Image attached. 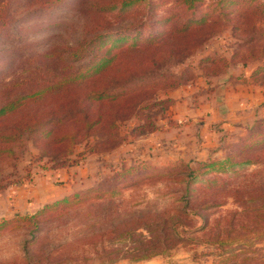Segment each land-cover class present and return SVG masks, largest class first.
Listing matches in <instances>:
<instances>
[{"label":"rangeland","instance_id":"374dc122","mask_svg":"<svg viewBox=\"0 0 264 264\" xmlns=\"http://www.w3.org/2000/svg\"><path fill=\"white\" fill-rule=\"evenodd\" d=\"M92 2L93 0H0V94L8 96L11 91L9 84L21 81L25 77L49 80L58 79L59 73L64 70L66 74L69 73V66L76 64V60L69 56V48L77 47L81 41L95 34L110 33L108 38L103 39L100 51L111 46L112 40L117 37L114 35L115 32L120 31L128 38L117 42V46L127 43L140 44L145 39L155 40L157 35L169 30L170 25H167V22H159L163 17H172L175 20L180 16L173 5L174 0H153L152 8L149 10L147 7H138L120 12H98L89 9ZM218 2L219 0H205L202 12L208 11V4L213 9ZM253 4L255 2L248 4L230 2L223 7L226 15L219 17L216 11L209 17L211 20L217 19V32L174 68L173 74L178 78L181 75L180 81L183 82L178 87L190 81L203 82L201 81L204 78L203 74L222 70L232 55L235 56L232 62L241 59L245 50L244 42L257 34L250 33V30L237 31L235 28L245 20L246 24L254 20L249 13L253 11ZM255 26L264 28V25L259 23ZM86 53L88 54V51ZM78 61L83 63L85 60ZM258 79L264 82V75ZM166 87H157L154 95L156 100L171 99L169 93L172 88ZM172 100L169 104L138 112L120 123L117 131L119 144L115 148L97 146L100 141L96 137H90L75 145L72 153L66 157L64 166L67 164L69 166V162H77L74 165L78 167L82 165L88 174L87 180L81 183L74 194L92 190L102 192L114 185L119 187L118 193L115 196L107 195L101 201L93 200L98 193H90L82 206L72 208H69V203L59 204L54 212L49 214L48 220L40 224L32 234L27 232V227L19 223L3 227L0 229V264H25L27 261H32L31 264L48 262L69 264V251L71 254H78V241L86 230H82L84 225L98 224L106 227L121 222L130 223L133 220V227H143L145 224L150 226L157 224V227H161L164 220L170 222L174 219L179 221L175 225L178 237L173 249L163 255L138 261L131 260L129 255H114L111 259L115 261L111 264H264V220L255 224L241 215L242 209L237 198L244 197V193H233L235 186L238 185L251 186L259 182L263 184L264 165L261 168L247 167L244 171L246 175L244 180L241 176H230L225 179L228 181L229 189L227 192L217 194L216 199L221 201L222 205L199 210L196 215L190 213L185 218L178 214L180 204L176 200L179 193L174 194L179 187L172 184L163 186L160 183L164 178L158 176L164 175L168 178L169 173L173 174L171 178H176V174L188 172L198 174L199 180L209 177L199 174L203 170V165L233 155L239 142V138L236 139L233 135L229 141L221 139L220 149L216 145L215 149L213 147L203 150L199 143L187 140L176 146L177 139L165 135L168 132L166 125H175L170 118L176 107V102ZM152 118H155L153 125L157 130L145 133L143 128H137L148 120H153ZM248 130L241 136L242 138L248 134ZM156 133L157 138L154 135ZM91 147H96L98 152L85 157L77 156L86 154ZM43 150L44 147L41 148L30 138L25 142L24 150L19 153L18 159L14 161L13 169L0 162V167H3L0 178L6 175V170L10 173L7 180L9 184L3 182L6 186L0 189V208L4 201L2 195L4 196L8 190L31 181L34 174L50 171L49 167L59 162L58 159L53 160V154L45 153ZM122 162H125V168L142 167L125 177L128 179L127 184L131 180L145 178V174L153 178L147 183L133 187L122 183V180L113 183V178L121 172ZM200 187L199 182L192 185L194 192L188 211L197 209L205 200L206 197L201 198ZM250 189L249 187L247 190ZM262 212L264 214V210ZM3 213L0 216V223L31 215L15 214L7 217L3 216ZM227 218L233 224L230 227L224 222ZM140 219H144V223L139 221ZM229 229H233L229 234L219 233ZM138 232L147 237L146 232L140 229ZM218 233L223 240L221 245L212 241ZM137 239L138 237H133L122 244L113 243L108 246L126 250L132 247V242ZM111 240L105 241L110 243ZM69 243L72 244L69 246ZM91 252L88 250L81 256L92 257ZM48 254L50 260L46 261L44 259ZM106 263L107 261H104L101 264Z\"/></svg>","mask_w":264,"mask_h":264},{"label":"trees","instance_id":"16d2710c","mask_svg":"<svg viewBox=\"0 0 264 264\" xmlns=\"http://www.w3.org/2000/svg\"><path fill=\"white\" fill-rule=\"evenodd\" d=\"M204 2L205 0H174L173 5L179 11L180 16L175 20L172 17H163L159 20V22H167L170 28L167 32L157 35L155 40L145 39L140 44L127 43L117 46V42L128 38L124 32L120 31L115 32L114 35L117 37L112 40L111 46L100 51L103 39L108 38L110 33L95 34L81 41L77 47L69 48V56L76 60L74 66H69V73L66 74V70L62 71L58 79L37 80L29 76L21 81L10 83V94L6 97L0 94V162L13 169L14 161L18 159L19 153L24 150L25 142L30 138L41 148L44 147L45 153L53 154V160L58 159V163L49 167L51 170L67 167L68 164L64 166V161L72 153L73 147L90 137L99 139L97 146L115 148L119 144L117 131L120 123L132 118L138 112L171 103L172 99L156 100L154 95L157 87L167 86L166 88L169 87L175 91L193 84V81H190L178 87L183 82L180 81L181 75L178 78L173 74L174 68L213 37L217 32V19L211 20L209 17L216 11L219 17L226 15L223 7L224 4H230V2L243 4L255 2L252 5L253 11L249 12L254 20L248 24L245 20L239 26L237 24L235 29L243 30V32L250 30V33L257 35L244 42V54L239 61L232 62L235 57L232 55L227 59L228 62L222 70L203 74V77H218L226 74L231 68L252 66L251 78L255 83L264 85V82L258 79L259 76L264 75V28L255 26L256 23L264 25V0L261 2L259 0H219L213 9L209 4L207 5L206 13H203L201 9ZM152 5L153 0H93L92 4H89V9L98 12H120L124 9L138 7H147L149 10ZM172 20H174L173 24ZM93 50L95 52H92ZM80 59L85 61L80 63L78 61ZM152 119L137 128H143L145 133L154 132L157 127L153 125L155 118ZM235 148L236 152L233 155L221 161L205 163L203 170L199 173L209 176L204 179H197L198 174L193 172L176 174V178H171L173 174L169 172L168 178L164 175L158 176L164 178L160 181L163 186L172 184L179 187L174 194L179 193L176 201L180 204L178 207L180 217L185 218L190 213L196 215L199 210L222 205V202L216 199L217 194L227 192L229 189L228 181L225 179L230 176H241L244 180L246 178L244 171L247 167L261 168L264 165V118L257 120L245 137H239ZM96 152H98L97 148L91 147L86 154L77 156L85 157ZM124 163L120 164L121 172L113 178V183L122 180V183L133 187L147 183L153 178L145 174V178H139L140 180L137 181L131 180L127 184L128 179L125 177L142 167L125 168ZM74 164L77 162H69V165ZM2 168L0 167V171ZM5 172L6 175L0 178V189L9 184L7 180L10 173H7V170ZM197 182L201 183L199 188L201 198H206L197 209L188 211L194 192L192 185ZM249 187L251 189L247 190ZM118 188L114 185L102 192L99 190L87 191L83 194H74V192L68 195L69 197L66 196L51 204H46L30 216L17 217L12 221L4 220L0 223V229L19 223L27 227V232L32 234L40 224L48 220L49 214L54 212L57 205L69 203V208L82 206L83 202L88 200L90 193H98L93 200L101 201L107 195L115 196ZM233 193H244V197L237 198L242 209L241 215L255 224L264 220L262 218L264 217L262 212L264 210V183L259 182L251 186L238 185L235 186ZM73 203L76 204L71 206ZM139 221L144 223V219ZM178 221V219L170 222L164 220L161 227H157V224L133 227V220L130 223L107 224L106 227L98 224L84 225L82 230H86L78 241V254L74 255L69 251V264H93V262L101 264L104 261H107L106 264H111L115 261L111 259L114 255H129L133 261L163 255L176 245L178 233L175 225ZM224 222L228 227L233 225L228 218ZM139 229L146 232L147 237L138 232ZM232 231L233 229H229L219 233L229 234ZM219 233L212 240L217 245L223 243ZM133 237H138V239L134 240L132 247L126 250L108 246L113 243L122 244ZM104 239L112 240L109 243ZM71 244L69 243V246ZM88 250L92 251L93 258L81 256ZM44 260H50V254L46 255ZM31 263L32 261H27L25 264Z\"/></svg>","mask_w":264,"mask_h":264},{"label":"crops","instance_id":"0c3cea01","mask_svg":"<svg viewBox=\"0 0 264 264\" xmlns=\"http://www.w3.org/2000/svg\"><path fill=\"white\" fill-rule=\"evenodd\" d=\"M252 71V66L231 68L224 75L203 78V82L170 92L169 97L176 102L170 115L175 125H166V137L177 139L176 146L187 140L206 150L216 145L220 149L221 139L243 136L249 126L264 118V85L253 81ZM82 167L69 165L34 174L31 181L2 195L0 216L3 212L7 217L32 214L74 193L87 180L88 171Z\"/></svg>","mask_w":264,"mask_h":264}]
</instances>
